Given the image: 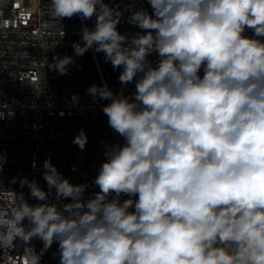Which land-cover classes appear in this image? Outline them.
I'll list each match as a JSON object with an SVG mask.
<instances>
[{"label":"clouds","instance_id":"obj_1","mask_svg":"<svg viewBox=\"0 0 264 264\" xmlns=\"http://www.w3.org/2000/svg\"><path fill=\"white\" fill-rule=\"evenodd\" d=\"M147 2L151 13L129 4L127 23L140 29L129 35L106 0H49L54 20L95 18L74 56L92 50L122 68L118 93L86 91L109 101L102 111L123 143L105 146L87 197L89 185L50 159L47 191L13 178L36 202L23 191L0 202V249L22 247L23 264H40L54 242L59 264H264V0ZM73 63L57 55L48 67L66 75ZM87 142L83 129L73 138Z\"/></svg>","mask_w":264,"mask_h":264},{"label":"built area","instance_id":"obj_2","mask_svg":"<svg viewBox=\"0 0 264 264\" xmlns=\"http://www.w3.org/2000/svg\"><path fill=\"white\" fill-rule=\"evenodd\" d=\"M106 2L124 11L118 30L129 35L140 31L127 23L129 4L152 12L147 0ZM48 5L49 0H0V202L8 201L12 191H23L28 202L35 203L27 186L21 189L13 178L35 180L47 191L42 178L46 159L71 183L88 184L85 195L90 196L99 191L92 182L105 161V146L123 143L108 126L102 111L109 101H94L86 91L92 84H107L118 93L122 88L118 79L122 68L110 74L103 53L89 50L76 57L72 48L81 39L82 26L93 27L95 18L82 21L73 16L57 21ZM245 35L254 37L252 30ZM57 55L73 56L74 63L66 75L48 67ZM149 60L155 65L156 54ZM199 74L202 77L203 71ZM135 91L134 83L124 87L126 95ZM82 129L88 137L83 150L73 143ZM128 198L122 195L121 201ZM31 246L37 253L43 247L38 239H33ZM57 250L54 242L40 264H59ZM22 252L19 246L0 249V264H23Z\"/></svg>","mask_w":264,"mask_h":264},{"label":"rangeland","instance_id":"obj_3","mask_svg":"<svg viewBox=\"0 0 264 264\" xmlns=\"http://www.w3.org/2000/svg\"><path fill=\"white\" fill-rule=\"evenodd\" d=\"M108 67H109L110 74H112L114 69L110 63H108Z\"/></svg>","mask_w":264,"mask_h":264}]
</instances>
